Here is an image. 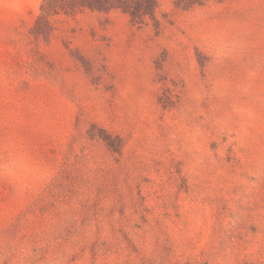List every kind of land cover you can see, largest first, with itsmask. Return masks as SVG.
Wrapping results in <instances>:
<instances>
[{"label":"rangeland","instance_id":"rangeland-1","mask_svg":"<svg viewBox=\"0 0 264 264\" xmlns=\"http://www.w3.org/2000/svg\"><path fill=\"white\" fill-rule=\"evenodd\" d=\"M42 2L0 0V264H264V0Z\"/></svg>","mask_w":264,"mask_h":264},{"label":"trees","instance_id":"trees-1","mask_svg":"<svg viewBox=\"0 0 264 264\" xmlns=\"http://www.w3.org/2000/svg\"><path fill=\"white\" fill-rule=\"evenodd\" d=\"M156 7V0H43L33 32L46 35L52 28L50 17L73 14L85 9L104 13L120 11L127 14L133 24L141 25L151 20L157 27L160 21L156 15Z\"/></svg>","mask_w":264,"mask_h":264}]
</instances>
